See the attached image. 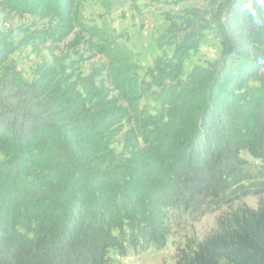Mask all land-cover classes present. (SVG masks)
I'll list each match as a JSON object with an SVG mask.
<instances>
[{
	"label": "trees",
	"instance_id": "trees-1",
	"mask_svg": "<svg viewBox=\"0 0 264 264\" xmlns=\"http://www.w3.org/2000/svg\"><path fill=\"white\" fill-rule=\"evenodd\" d=\"M84 1L0 0L5 24L47 22L19 41L0 33V264H114L112 254L165 246L175 211L229 203L246 179L264 178V0L166 13L174 49L146 68L152 81L120 49L100 69L109 85L57 63L26 78L12 55L82 29ZM206 31L220 57L186 70ZM152 82L150 112L139 102ZM178 264H264V199L219 218Z\"/></svg>",
	"mask_w": 264,
	"mask_h": 264
},
{
	"label": "rangeland",
	"instance_id": "rangeland-1",
	"mask_svg": "<svg viewBox=\"0 0 264 264\" xmlns=\"http://www.w3.org/2000/svg\"><path fill=\"white\" fill-rule=\"evenodd\" d=\"M222 0H85L82 13L85 26L58 43L39 44L38 40L22 46L23 49L12 55L24 76L30 79L37 66L54 64L75 68L82 75L101 74L104 85H109L104 69L111 63L112 50L118 55H130L133 62L138 61L142 78L152 81V74L146 73L147 67L159 58L173 51L166 20V13L185 14L187 9L213 10ZM47 22L30 15L14 16L5 24L0 13V33L13 30L15 40L24 35L35 34ZM105 51V52H104ZM222 51L221 41L212 32L206 31L200 38L196 50H191L184 60L186 70L206 62L216 60ZM103 71V70H102ZM101 72V73H100ZM101 79V78H99ZM102 82V81H101ZM147 95L140 100L139 108L153 111L157 107V84H150ZM132 122L123 120L120 132L114 140L118 157H126L125 136ZM252 164L253 159L246 152L242 155ZM264 199V178L246 179L238 187L229 203L215 204L212 198L202 200L196 209L175 211L170 221L171 234L162 247L131 252L126 256H116L114 264H178L183 251L195 248L196 243L217 230V221L227 212L243 204L257 208Z\"/></svg>",
	"mask_w": 264,
	"mask_h": 264
}]
</instances>
